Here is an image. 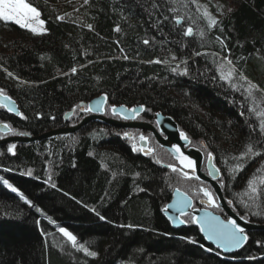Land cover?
<instances>
[{
    "label": "trees",
    "instance_id": "1",
    "mask_svg": "<svg viewBox=\"0 0 264 264\" xmlns=\"http://www.w3.org/2000/svg\"><path fill=\"white\" fill-rule=\"evenodd\" d=\"M25 1L45 32L0 15V90L22 106L20 131L76 125L89 114L83 104L106 94L107 110H160L217 154L251 138L264 156L245 84L235 89L219 66L229 58L264 103V0ZM118 130L91 121L0 150V264H264V231L226 258L208 250L191 215L174 229L162 209L175 188L199 183L133 152Z\"/></svg>",
    "mask_w": 264,
    "mask_h": 264
},
{
    "label": "water",
    "instance_id": "2",
    "mask_svg": "<svg viewBox=\"0 0 264 264\" xmlns=\"http://www.w3.org/2000/svg\"><path fill=\"white\" fill-rule=\"evenodd\" d=\"M206 52L207 51H204L202 53ZM107 101L108 96L106 94H101L92 98L88 103L91 115L85 117L77 125L46 131L39 135L10 137L5 140H1L0 144L8 142L31 143L57 135L72 134L91 121H100L113 127L149 130L155 134L158 142L172 155H174L184 168V171L189 168L183 165V161L192 162L194 168H191L190 170L194 174L193 177L205 181L212 186L218 196L220 206L229 216V219L226 220L222 215L215 213L212 209H210L212 205L208 202V200L201 201L202 204L207 205L206 208H194V200L190 194L184 190L176 188L173 192L172 199L162 209V213L174 229L179 230L187 227L189 222L185 220V217L191 215L193 221L192 224L198 227L200 235L206 244L229 256L236 254L248 243L250 233L255 231H264V224L240 217L227 203L224 190L218 182L220 171L214 163V157L212 155L209 157L208 169L210 174L206 175L202 170V152L194 148H190L188 150L186 149L190 140L186 137L184 132L180 131L179 124L172 116L165 114L162 111L156 113V121L159 125L160 131L166 136L164 137L154 126L148 123L132 121L136 118L137 114H140L143 111L144 106L136 105L131 108L127 105H114L112 108L114 114H120L127 120H131L120 121L105 115V105ZM0 105L4 106L8 111L13 112L16 115H20L21 113L18 103L10 96L3 95L1 93ZM72 113L73 111L65 116L67 121ZM141 147H149L148 141H141ZM146 153L152 154L153 150L149 149ZM175 168V166L172 167L173 170Z\"/></svg>",
    "mask_w": 264,
    "mask_h": 264
},
{
    "label": "rangeland",
    "instance_id": "3",
    "mask_svg": "<svg viewBox=\"0 0 264 264\" xmlns=\"http://www.w3.org/2000/svg\"><path fill=\"white\" fill-rule=\"evenodd\" d=\"M225 1L229 2L231 0ZM200 8L208 21L215 20L216 17L213 15V10L209 4H203ZM0 15L9 21L18 22L34 32H45L44 22L39 11L25 0H0ZM188 31L195 32L192 26L188 27ZM227 60L220 61L221 77L237 90L242 87L240 82L245 84L244 88L246 90L243 91V96L250 99L248 102L254 112L253 114L259 120L262 130H264V103L261 97L259 98L256 94V91H260V88L255 90L254 85L248 82ZM220 156L230 178V196L238 208L254 217L264 219V156L261 151L255 147L252 139L249 138L242 149L235 152L223 149ZM249 165L252 167L246 172Z\"/></svg>",
    "mask_w": 264,
    "mask_h": 264
},
{
    "label": "flooded vegetation",
    "instance_id": "4",
    "mask_svg": "<svg viewBox=\"0 0 264 264\" xmlns=\"http://www.w3.org/2000/svg\"><path fill=\"white\" fill-rule=\"evenodd\" d=\"M0 93L3 95L10 96L12 99H14L10 94L2 90H0ZM15 101L17 102V100ZM108 104H109V100L107 101V104L105 106V115L107 117L115 118L116 120H120V121H131V120H127L120 114H114L112 111V108L114 106L113 104L112 106H109L110 109L107 110ZM117 105H125V104L116 103V106ZM136 105H142L144 106V109L140 114H137L136 118L132 121L148 123L160 131L159 125L156 121V113L159 112L160 110L149 112L146 109V106L144 104H135V105H127V106L132 108ZM19 108H20L21 113L20 115H16L15 113L8 111L4 106L0 105V141L5 140L10 137L34 135L30 132L25 133L19 130L21 127L24 126V123H23L24 111L21 105H19ZM72 111H73L72 113L73 115L74 110ZM86 111L89 112L88 103L83 104V106L81 107L82 113ZM72 115L69 117L68 121L64 118L65 122H69ZM89 115H91L90 112L89 114L85 115V117ZM83 119H81V121ZM68 126H73V125L68 124ZM116 128L119 129L118 135H120L122 138H124L127 141L128 146L133 152L140 154L143 157L154 160L157 164L164 166L165 169H171L173 166H175L176 168L174 170L173 169L171 170L178 171V172L180 171V173L184 177L193 179L199 183L198 189H192L191 192H187L190 194V196L194 200V208H206L207 205L202 204L201 201L208 200V202L212 205L210 209H212L215 213L222 215L226 220L229 219V216L226 214L224 209L220 206V201L218 199L216 192L212 188V186L205 181L194 178L193 177L194 174L190 170V168L184 171V168L181 166L178 160L174 157V155H172L166 148H164L158 142L155 134L152 131L136 129V128H125V127H116ZM179 129L180 131L184 132L186 134V137L190 140L189 144L186 146V149L188 150L190 148H194L202 152L203 154L202 170L206 175L210 174L209 169H208L209 157L210 155L214 157V163L220 171V177L218 178V182L224 190V195H225V199L227 203L233 208L234 211L238 212L242 218L246 220H251L245 217V214H244L245 211L239 209L235 201L230 196V192H229L230 178H229L228 172L224 164L222 163L220 154H217L216 152H214L213 148L210 147L205 141H201L200 145L194 144L192 140V135L186 130L181 129L180 126H179ZM162 135L166 137L164 134ZM143 140L148 141L149 147H141V141ZM19 145L20 143H17V142L2 143L0 144V150H5L7 148L11 151H14ZM149 149L153 150L152 154L146 153V151H148ZM249 235H251V233Z\"/></svg>",
    "mask_w": 264,
    "mask_h": 264
},
{
    "label": "bare ground",
    "instance_id": "5",
    "mask_svg": "<svg viewBox=\"0 0 264 264\" xmlns=\"http://www.w3.org/2000/svg\"><path fill=\"white\" fill-rule=\"evenodd\" d=\"M183 21H184V19H182V18H178L177 19V23L180 25V24H182L183 23ZM205 51H207V52H210V53H214V54H218V55H220L219 53H217V52H215V51H210V50H205ZM201 53V52H200ZM200 53H197V54H200ZM224 58V57H223ZM227 59H229V58H227ZM230 60V59H229ZM228 61V60H227ZM235 69H236V67L233 65V63L232 62H230V61H228ZM156 63H160L158 60L156 61ZM239 72H240V70H239ZM244 76V75H243ZM248 82H250V83H252L253 85H254V87H255V90H256V88H260L256 83H253L252 81H248ZM109 100V99H108ZM89 103V102H88ZM100 122V121H99ZM178 123V122H177ZM219 154H220V151H219ZM183 165L185 166V167H187V168H194V165L192 164V162H190V161H183ZM236 212V211H235ZM236 214L237 215H239L240 217H241V215L238 213V212H236ZM254 222H257V223H261V222H259V221H256V220H253ZM262 224H264V223H262ZM208 248V250L209 251H211V252H214V253H216V254H219V255H221L222 257H231V256H229V255H225L224 253H222L220 250H218V249H216V248H214V247H210V246H208L207 247ZM235 255V254H234ZM233 256V255H232ZM256 256H257V258H259V259H262V258H264V256L262 255V254H260V253H257L256 254Z\"/></svg>",
    "mask_w": 264,
    "mask_h": 264
}]
</instances>
